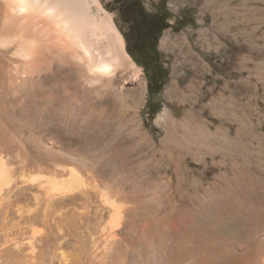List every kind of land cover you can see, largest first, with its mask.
Returning a JSON list of instances; mask_svg holds the SVG:
<instances>
[{"label": "rangeland", "instance_id": "rangeland-1", "mask_svg": "<svg viewBox=\"0 0 264 264\" xmlns=\"http://www.w3.org/2000/svg\"><path fill=\"white\" fill-rule=\"evenodd\" d=\"M98 1L135 69L0 58V264H264V0Z\"/></svg>", "mask_w": 264, "mask_h": 264}, {"label": "bare ground", "instance_id": "bare-ground-1", "mask_svg": "<svg viewBox=\"0 0 264 264\" xmlns=\"http://www.w3.org/2000/svg\"><path fill=\"white\" fill-rule=\"evenodd\" d=\"M2 56L22 78L55 79L65 63L74 61L94 77L110 76L118 67L135 69L123 37L98 0H0ZM51 58L64 61L52 64ZM12 178L0 161V188ZM116 212H107L111 226Z\"/></svg>", "mask_w": 264, "mask_h": 264}, {"label": "trees", "instance_id": "trees-1", "mask_svg": "<svg viewBox=\"0 0 264 264\" xmlns=\"http://www.w3.org/2000/svg\"><path fill=\"white\" fill-rule=\"evenodd\" d=\"M135 12H136V15L134 16L133 21L137 25L138 30L141 34L139 45H138V50L141 54V57L143 58L141 60V64L147 70L148 65L147 63H145V57L148 54H152L155 58L158 57L159 53L157 50L156 43L159 37V32H161L163 29L169 26V23L167 22L168 13H167L166 8L163 7L161 9V12H162L161 15H159V12L151 14L145 11L140 5L135 6ZM144 26L148 27L147 36L145 35V37L143 34ZM156 68L154 71H152V73L148 75L149 81H152L153 79H155V76L159 74V70H161V68L158 70ZM157 79L160 80V77H157Z\"/></svg>", "mask_w": 264, "mask_h": 264}]
</instances>
